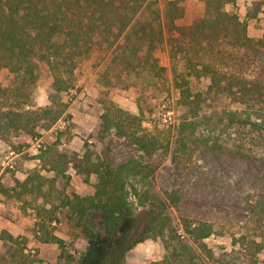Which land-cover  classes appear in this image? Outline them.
<instances>
[{"label":"trees","instance_id":"16d2710c","mask_svg":"<svg viewBox=\"0 0 264 264\" xmlns=\"http://www.w3.org/2000/svg\"><path fill=\"white\" fill-rule=\"evenodd\" d=\"M199 1L204 4L203 17L188 27L176 26L185 38L193 39V45H200L210 55L200 66L186 63L184 69L173 70L179 104L184 108L178 129L181 149L189 140L194 142L188 137L198 133L206 135L201 140L203 145L213 149L218 131L247 128L264 132V83L245 78L241 72L244 64H237L245 56L264 50V33L257 39L249 36L246 22L226 8L236 0ZM168 11L169 23L175 27V18L182 15V9L173 0ZM163 37L159 10L150 6V0H0V68L15 74L18 96H27L43 65L51 71L54 90L68 91L74 86L80 57L102 43L120 53L125 71L141 69L160 75L164 68L154 54ZM173 48L171 59L175 60L178 54ZM215 48L218 50L213 59ZM191 77L207 78L209 84L194 91ZM136 119L125 117L124 126L110 107L104 106L95 136L103 146L101 154L96 155L88 147L80 154L52 145L41 155V161L54 173L53 179L48 182L35 172L17 182L14 195L19 199L32 197L34 209L42 217L37 222L39 239L56 243L62 258L67 255L66 241L46 225L55 221L59 208L64 207L76 214L89 250L100 241L104 243L102 255L94 264H127V253L147 239H160L167 251L163 259L149 264H206L207 260L226 264L205 242L214 234L212 222L183 216V231L174 225L170 210H180L181 196L176 190L162 195L154 187L153 169L146 158L157 150L158 140L136 131ZM13 126L26 129L22 123ZM116 135L130 137L139 155L113 164L110 151ZM71 168L79 174L96 175L94 194L67 192ZM59 180L63 187L57 185ZM40 199L51 206L42 205ZM253 208L263 217L264 203ZM95 214L102 216L98 222L91 218ZM3 237L13 243L19 241L8 231H3ZM258 246L256 241L247 245L250 264H259ZM67 257L66 264H73V256Z\"/></svg>","mask_w":264,"mask_h":264},{"label":"rangeland","instance_id":"374dc122","mask_svg":"<svg viewBox=\"0 0 264 264\" xmlns=\"http://www.w3.org/2000/svg\"><path fill=\"white\" fill-rule=\"evenodd\" d=\"M171 1L150 0V6L159 10L164 36L154 54L164 68L160 75L141 69L125 71L120 53L107 43L80 57L74 86L68 91L54 90L51 71L43 65L27 96H18L15 74L0 68V264H66L68 254L73 256V264H94L100 259L104 243L100 241L89 250L78 218L69 208H59L56 220L46 222L49 230L66 241L67 255L61 257L56 243L42 242L37 232L42 217L34 209V199H19L14 189L31 173L39 172L48 182L53 179L54 173L41 161V155L52 145L80 154L88 147L96 155L101 154L103 146L95 136L104 106H109L124 126L125 117L136 116L134 129L158 140L157 150L146 158V163L153 169L151 179L158 192L164 195L167 190H176L181 196L180 210H170L175 226L183 231V216L210 221L215 230L205 242L216 258L226 264H250L247 245L256 241L261 249L259 264H264V215L261 217L253 208L264 203V132L221 130L214 136L217 145L213 149L203 145L201 140L206 135L198 133L188 137L195 143L189 140L181 149L178 129L184 108L179 104L173 70L184 69L186 63L200 66L210 55L176 29L200 20L204 4L199 0H176L182 15L175 18L174 27L167 16ZM226 8L246 22L249 36L257 39L263 35L264 0H236ZM172 48L178 54L175 60L171 59ZM237 64H244L241 72L245 78L264 83V50L245 56ZM191 82L194 91L209 84L207 78L191 77ZM15 122L27 130L15 129ZM138 155L130 137L116 135L110 151L113 164ZM68 172L71 181L67 192L94 194L96 175L79 174L72 168ZM57 185L63 187L62 181ZM39 202L51 206L42 199ZM91 218L98 222L102 216ZM3 231L19 241H8ZM166 254L160 239H147L127 253L126 263L149 264ZM205 263L218 264L211 260Z\"/></svg>","mask_w":264,"mask_h":264}]
</instances>
